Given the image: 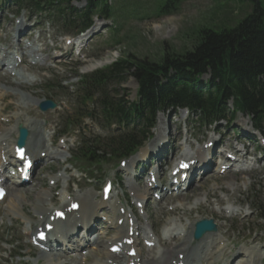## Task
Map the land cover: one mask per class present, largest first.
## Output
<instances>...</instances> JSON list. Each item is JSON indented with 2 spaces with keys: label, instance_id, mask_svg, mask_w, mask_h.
Here are the masks:
<instances>
[{
  "label": "rangeland",
  "instance_id": "obj_1",
  "mask_svg": "<svg viewBox=\"0 0 264 264\" xmlns=\"http://www.w3.org/2000/svg\"><path fill=\"white\" fill-rule=\"evenodd\" d=\"M109 1L112 6L114 5V8H118H112L115 12L116 19L102 20L101 18L95 17L93 19V33L87 35L82 40L80 47H72L65 45L64 40L66 37H62L63 35L59 32L58 27L50 23L48 16L34 15V13L30 14L24 8L17 11L13 2L4 3L3 0H0L1 47L7 49V51L9 49L11 51L16 50L14 46L16 40L12 38L11 34L15 33L14 27L20 19L26 25L31 26L36 24L38 26L30 31L32 36L27 38L24 35L19 38V43L22 50H24L27 44H31L34 48L38 49L36 54L45 58V60L33 66L27 63L28 57L24 59L25 64L19 65V69L25 73L30 82H24L21 86V81H19L17 76L0 73V83L3 86L10 87L9 85H11L13 88H16L12 94L11 92H5L1 88H6L1 86L0 99L4 100L6 97L9 98H6L3 102L0 101V109L7 106L4 114H0V117L1 119L7 120L8 117L17 113L35 117L42 124L41 131L46 137L45 145L47 147H49L50 137H53L57 142L59 140L56 138L58 133L63 134L57 144L64 146V149L49 147V150L53 153L61 151V155L55 154V158L37 166L33 177L34 181L24 185V187L18 186V189L27 190L28 199H32L36 192L43 193L45 191L46 194L54 195L55 199H52V203H49V196H47L45 203L48 207H56L55 203L61 202L63 197H70V194H82L87 191L94 193L90 195L93 197V201L94 198L95 200H99L100 187L105 180H113L112 178H114L112 201L119 198L126 211H132L134 204V198L131 196L129 189L126 188V180L131 177L130 173H132L129 166L124 168L120 165L117 169H114L113 164L110 163L102 164L98 167L92 166L90 168L92 172L89 171L88 173L93 176V179L88 181L82 179L73 167L83 169L82 166L78 167V164L69 155L70 151H73L77 144L78 137L76 138L74 135V132H76L74 130L75 128H79L87 137H92L96 134L104 136L108 133L106 129L101 128L97 124L94 111H91V108H85L81 115L75 111L76 106L73 100H75L74 91L78 80L73 77L75 66L79 68L77 73H83L86 72L84 68H92V62L97 59H101L102 61H99L105 63V60H110L109 62H111L115 59L126 58L130 54L138 58L147 57L158 60L163 54L164 44L176 52L182 51L185 48H189L186 50H190L196 41L194 31L200 30L202 27H210L211 25H222L225 21L234 23L236 20L241 19L250 9L249 4L240 3L235 0H179L176 9L168 15L165 14V16L156 15V10L169 0ZM262 2L264 5V0ZM74 5L81 7L83 3L78 2L74 3ZM110 26L116 27L117 29L115 40H112V32L108 28ZM9 42L12 45L10 48ZM108 63L106 62L102 66ZM20 70H18L19 74L22 73ZM25 75L23 74V78H21L28 82ZM46 83H49V85ZM58 87H63V89ZM26 89L29 90L26 91ZM112 89L118 91L120 94L126 92V99L128 101H134L136 99V82L131 77H128L123 84L113 86ZM6 90L11 91L8 88ZM30 92L40 100L52 99L57 104V108L52 111L40 112L36 104H31L29 98ZM22 99L29 104H20ZM2 111L4 110L1 109L0 112ZM66 117L70 122H74V124L69 126L64 125ZM163 118H166V116L162 114L157 116V127H155L154 132L158 133L159 131L160 133L163 128L167 127L162 134L169 136V138L165 137V139L170 140L171 147L178 146L176 152L174 149L173 157L170 158L171 161L167 164L169 167L180 157L182 147L190 148L191 146V149L194 150L198 145L212 138L217 140L219 134L215 135L213 132L223 134L222 143H228L231 146V143L235 139H239L231 132L232 128L239 127L241 129V122L245 121L244 118L237 117L228 128L225 127V123H221L217 128L216 126L208 128L199 125L194 126L191 123L188 130L187 127L184 129L182 125L183 121L184 124L186 123V119L181 111H178L175 116L170 114L167 117V123L163 122ZM0 122L2 124L5 123ZM13 122V119H11L9 123L6 122L7 124L0 125L3 129H7L10 125L14 124ZM173 123L178 124L177 129L173 127ZM186 129L187 132L185 133L184 131ZM15 138L16 133H13L10 141L14 142ZM185 139L188 141L187 144L184 143ZM244 143V151L239 152L238 165L253 162L251 166L242 167L244 169L247 168L246 171L229 169L222 174L212 171L213 173H210L201 181L196 182L191 190L189 189L182 193H186L182 195L186 200L183 201L181 208L179 200H174L171 204L167 205L166 203L168 202L164 201V199L160 203L155 205L150 204L148 206L146 210L147 219L149 217L148 220L151 221L153 229L158 235L162 233V230H160L161 227L165 226L167 222L170 223L176 217L184 221L183 223H188V221L195 222L201 218H213L217 220L220 228L219 234L225 236L226 241H224L227 247L232 250L233 254H238L240 248L252 246L264 250V223L260 222L254 213L250 211L254 206L257 195L264 193V188H262L264 187V159H260L262 154L260 149L253 150V147L248 148L246 142ZM143 152H146V150ZM169 155H167L168 158ZM255 160L257 161L256 163ZM60 174L62 178H59V180L53 179ZM118 174L122 178L123 186L116 181ZM161 174H163V171ZM161 177L163 178V175ZM145 179L147 180V176H145ZM70 181L74 182L75 185H70ZM135 183L139 186L144 185L142 180L140 182L138 180ZM51 185L54 186V190H52ZM66 186L69 187L68 194L65 193L62 195L61 192H64ZM49 188L51 191L48 190ZM182 196L180 195L178 198ZM151 197L152 194L150 193L146 196L145 200ZM28 199H24L18 209L15 210V204L12 203L14 197H11L10 191L8 190L7 197L0 203V264H48L46 259L42 258L39 263L35 262L39 255L34 252L36 250L33 248H31L33 250L32 254L25 253L30 249L29 247H33L29 243V234L26 233L27 230L25 232V224L27 222L36 223L39 219V214L33 215L34 211ZM169 205L173 207L172 212L175 215L169 211ZM229 205L237 206L239 208L238 212L232 215L223 212V208L232 207ZM107 208L105 207L104 209ZM133 211L135 212L136 210ZM231 211V213H234L233 210ZM227 212L229 213L230 210ZM32 215L34 216L32 218L34 221L30 219L31 217L29 218ZM137 218V222L144 225L143 218H145V215L138 212ZM100 224H103V222L97 221L95 223V226H98L96 232L99 237L102 232L99 227ZM32 227L35 228V225L33 224ZM109 230L114 233L116 232L113 229ZM110 237L111 235H108L104 241H107ZM197 242L196 244L192 242L193 245L195 244L193 247L197 245ZM222 244L224 242L217 243L218 246ZM98 247L102 250L104 245ZM20 250L25 253V256H18ZM12 251L14 252L13 254H11ZM153 251L155 252V250ZM143 252L145 251L143 250Z\"/></svg>",
  "mask_w": 264,
  "mask_h": 264
},
{
  "label": "trees",
  "instance_id": "obj_2",
  "mask_svg": "<svg viewBox=\"0 0 264 264\" xmlns=\"http://www.w3.org/2000/svg\"><path fill=\"white\" fill-rule=\"evenodd\" d=\"M71 1L27 3L52 8L66 25L78 21V27L87 26L94 13L106 14L105 0H86L81 10ZM235 1L249 4V12L234 23L225 21L194 31L196 41L190 50L176 52L164 44L158 60L130 54L81 76V102L95 99L102 121L124 128L109 138H84L77 149L81 165L102 164L133 153L146 139L158 110L185 106L199 113V121L210 123L229 114L226 103L231 100V114L240 111L251 117L256 128H264V5L262 0ZM166 12L164 7L162 14ZM202 75H207L205 86L197 83ZM128 77L137 83L135 103L108 90L109 83L122 84ZM256 209L264 219V196Z\"/></svg>",
  "mask_w": 264,
  "mask_h": 264
},
{
  "label": "bare ground",
  "instance_id": "obj_3",
  "mask_svg": "<svg viewBox=\"0 0 264 264\" xmlns=\"http://www.w3.org/2000/svg\"><path fill=\"white\" fill-rule=\"evenodd\" d=\"M22 25L23 24L17 26L18 27L16 29L17 32L22 31L23 28ZM32 53H34L33 48L30 46H26L24 51L20 52V56H24L25 54H28L29 57L35 59V57L32 56ZM10 54L11 53L0 48V65L5 66L10 73H13V75H17L23 78L22 76L23 74L18 73L19 72L17 70L18 64L13 60L14 55L10 57ZM36 60L42 61V59L39 57H37ZM100 63L103 64V62L98 60L95 61V63H92L91 66L94 67L96 65H99ZM23 82L26 81L23 79L21 80V83ZM29 98L31 104L37 105L41 101L37 96L33 95L31 92L29 93ZM23 103L29 104L28 102H24V100L22 99L20 104ZM10 118L14 120V124L10 125L9 128L3 130V128L0 125V165H2L1 161H3V159L7 161H12L13 159L14 156L13 147L15 144L10 142V137L12 132L16 131L17 125L19 123H21L22 125H24L29 129V136L25 145L26 147L25 155L28 157L30 155L31 157L35 158L37 162L44 161L45 158L47 159L53 158V154L50 153L47 146H45V137L41 133V124L39 121L27 116L20 117V114L18 113L11 115ZM10 118H8L7 122L10 121ZM205 149L206 148H197L191 153V155L189 152H187L186 149H183L182 153L183 155L184 154L185 155L187 154V156L190 155L189 159L196 158L197 160L200 161L201 157L204 155ZM220 165H218L219 166L218 169H220ZM25 176H27V174H25ZM60 177L62 176L58 175L57 177H55V179ZM12 184L14 185V187L10 188L9 191L14 197L12 203L15 204L14 207L16 210L18 209V207L20 206L21 202L24 199L26 200L28 199V195H27L28 192L26 189H20V188L18 189V187L15 188L16 182H12ZM128 186L130 190L135 191L136 201L143 200L149 191V189L146 186L144 187L145 189L144 188L141 189L140 187L133 184L130 180H128ZM48 190L51 191L50 188ZM92 194L94 193L87 192L84 194H80V193L71 194L69 198L67 199L63 198L62 203L56 208H50L46 205L45 202L47 201V196H49L48 200L50 202H52L53 196L46 194L45 191H43V193L36 192V194L32 199H28L31 208L34 211L33 215L39 214L40 219L38 221L36 220L37 221L36 223L27 222L26 223L27 225L25 224V230H27V232H30L33 224L35 225V228H38L40 230H47L46 232H48V234L46 241L48 240L49 242L47 247H50L49 252H44L42 250L39 251L40 256L37 257L36 262H39L41 258H44L46 259V262L48 264H66L65 261L64 262L58 261L60 258H65V256L61 255L59 251L63 253L64 251L63 247L78 248V247H83L85 245V243L82 242L83 244H81V242L77 241V237L75 236V228L78 225H82L85 228L84 229L85 234H88L92 226L91 220H94V218L97 217L98 208L102 207L103 205L102 199H100L99 202L93 201L92 200L93 197L90 196ZM177 199L180 202V208H181L183 206V201H185L186 199L184 196ZM75 201L79 203V208L77 209V211L72 212L69 209V205L72 202L74 203ZM111 206L115 207L113 208L111 215H105V216H107L106 221L109 223L108 225L111 226L116 231V233L113 234V236L110 238V243L108 244L107 247H105V250L103 247L102 250L93 251L94 256L85 258V262H92V264H107L108 260L130 261L131 259L126 255V253L123 254L122 251H120L119 253H111L109 251V247L114 245L117 241L122 242L123 246L127 245L128 239L130 238V236L128 235L129 230H133L134 233L136 231H141L148 236L147 240L155 241V243L159 244V240L156 239L154 234H151L150 225L148 223L145 227H143L137 224L130 214L126 215L125 212L120 213V209L122 207L118 201L112 203ZM228 210L230 209L228 208ZM56 211L66 213L67 216L65 217L64 221L54 217ZM231 212L232 211L230 210V213ZM33 215L30 216L31 218L29 217L31 220H33L32 219L34 217ZM49 218L50 219L52 218L51 223L46 221ZM185 226H187L189 229H186ZM192 226H193L192 222L188 221V223L187 222L183 223V221L180 220L179 217L172 219L170 223H168V226H166L165 229L163 230L162 236L165 240V243L169 240H172L173 242L170 243L169 245H165L163 248H161L162 245L161 246L158 245L159 249L157 250V255L153 256L150 260L144 259L142 260V262L140 261L139 263L136 264H151V263L165 264V262L167 261H168L167 264H198L196 263L198 260H199V264H217L219 260L222 261L225 255L224 249L226 248V244L223 238L224 236L219 234V226L217 225L216 232L207 233L200 240H198L197 245L195 247H193V245L191 244ZM60 233H63L62 236L64 237V240L62 239L56 240L57 235H60ZM85 234L83 236H85ZM149 234L151 235L149 236ZM53 240H55L54 241L55 244H53L52 242ZM99 242L100 241L97 238L95 239L93 244ZM219 242H224V244L218 246L217 243ZM56 247H59L58 250ZM194 248L196 251L194 250ZM180 254H183L181 258L179 257ZM138 255H140V252H138ZM96 256H98L97 259L94 258ZM245 256L247 257L242 258L243 260L239 264H259L260 260L263 258V253L261 251H253V252L248 251L245 254ZM136 257L138 256L136 255ZM228 263L229 262L225 261L222 264H228ZM234 263L235 261L230 262V264H234ZM72 264H80V263L75 261Z\"/></svg>",
  "mask_w": 264,
  "mask_h": 264
},
{
  "label": "water",
  "instance_id": "obj_4",
  "mask_svg": "<svg viewBox=\"0 0 264 264\" xmlns=\"http://www.w3.org/2000/svg\"><path fill=\"white\" fill-rule=\"evenodd\" d=\"M54 104L51 101H45L41 104L42 108H47V107H53ZM27 131L25 128L22 126H19L18 128V138H17V144L18 145H23L26 139ZM214 226L212 225L211 221H201L196 224V229L194 231V237L199 238L201 234L204 231L208 230H213Z\"/></svg>",
  "mask_w": 264,
  "mask_h": 264
},
{
  "label": "snow or ice",
  "instance_id": "obj_5",
  "mask_svg": "<svg viewBox=\"0 0 264 264\" xmlns=\"http://www.w3.org/2000/svg\"><path fill=\"white\" fill-rule=\"evenodd\" d=\"M184 166H186V165H184Z\"/></svg>",
  "mask_w": 264,
  "mask_h": 264
}]
</instances>
